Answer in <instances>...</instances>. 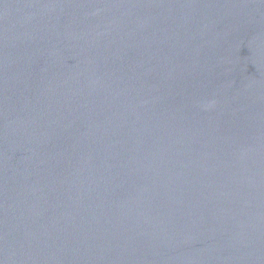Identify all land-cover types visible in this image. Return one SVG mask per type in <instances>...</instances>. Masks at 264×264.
Returning <instances> with one entry per match:
<instances>
[{
	"label": "water",
	"instance_id": "95a60500",
	"mask_svg": "<svg viewBox=\"0 0 264 264\" xmlns=\"http://www.w3.org/2000/svg\"><path fill=\"white\" fill-rule=\"evenodd\" d=\"M0 264H264V0H0Z\"/></svg>",
	"mask_w": 264,
	"mask_h": 264
}]
</instances>
